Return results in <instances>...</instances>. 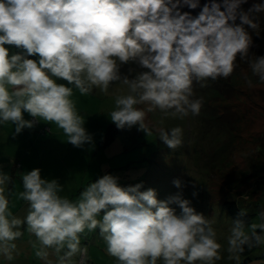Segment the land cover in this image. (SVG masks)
Masks as SVG:
<instances>
[{"label": "clouds", "instance_id": "obj_1", "mask_svg": "<svg viewBox=\"0 0 264 264\" xmlns=\"http://www.w3.org/2000/svg\"><path fill=\"white\" fill-rule=\"evenodd\" d=\"M246 3L0 0V125L12 124L13 136L40 122L55 125L67 143L82 148L93 136L72 99L74 89L81 96L108 94L123 84L127 91L115 96L108 118L119 130L137 127L150 135L147 113L159 111L160 125L169 117L198 116L203 99L194 98V84L203 88L229 78L238 59L264 84V55H250L249 31L259 28L256 14L264 12V0L244 10ZM185 7L200 11L193 15ZM244 79L253 87L251 78ZM157 132L170 150L183 143L181 127ZM18 174L22 191L0 170V257L8 262L19 255L16 242L27 233L43 264H88L82 240L97 231L115 264H216L223 258L215 222L184 197L179 178L172 181L179 191L165 199L154 188L141 190L143 182L122 186L112 174L69 199L61 195L64 185L42 178L40 168ZM13 200L26 205L22 218L13 213ZM246 217L239 210L228 229L225 250L234 264H242L246 249L264 247V211L258 222Z\"/></svg>", "mask_w": 264, "mask_h": 264}, {"label": "rangeland", "instance_id": "obj_2", "mask_svg": "<svg viewBox=\"0 0 264 264\" xmlns=\"http://www.w3.org/2000/svg\"><path fill=\"white\" fill-rule=\"evenodd\" d=\"M127 68L124 66L122 72ZM245 76L252 79L253 87H248ZM126 91L119 83L111 86L108 94L93 90L81 96L74 89L72 99L93 136V142L82 148L67 143L55 125L40 122L16 136L12 124L0 125V170L13 177L15 191H22L18 173L40 168L42 178L57 179L64 185L61 195L69 199H75L87 184L104 174L118 176L122 186L143 182L141 190L154 188L158 199H165L179 191L172 183L179 178L185 185L184 197L215 222L223 257L216 264H234L227 260L225 250L233 219L224 201H236L240 210L251 215L250 222H258L259 212L264 211V84L251 76L245 64L233 76L227 93L204 104L198 116L169 117L160 125L159 111L147 113L150 135L137 127L119 130L108 118L115 96ZM138 107L146 109L147 105ZM25 119L31 117L25 113ZM161 126L181 127L182 145L168 149L158 139ZM193 191L198 192L195 198ZM13 204V213L22 218L26 205L15 200ZM82 245L95 251V264H115L107 256L98 231L82 240ZM246 257L252 259L246 262ZM241 259L242 264H255L264 259V247L246 249Z\"/></svg>", "mask_w": 264, "mask_h": 264}, {"label": "trees", "instance_id": "obj_3", "mask_svg": "<svg viewBox=\"0 0 264 264\" xmlns=\"http://www.w3.org/2000/svg\"><path fill=\"white\" fill-rule=\"evenodd\" d=\"M207 0H200L201 6H203L204 3H206ZM259 2V0H248V3L242 5L244 10H247L249 7H251L252 3ZM186 11H191L193 15H196L200 9L197 8L196 10H190L187 8ZM256 20L259 23V28L256 31H250V34L253 37L254 46L252 47L250 51V55L256 54V55H262L264 53V12H261L259 14H256ZM239 23V21H237ZM238 67L227 79H217L216 81H207V86L201 88L198 84H194V98H202L203 99V106L204 104H207L208 101L215 100L218 96H222L224 92L227 93V91L232 87V78L237 73V71L242 68L246 63L237 60ZM224 207L227 210L229 216L233 219L236 217L238 211L240 208L238 207L236 201L234 200H226L224 201ZM246 219L250 222L251 221V215L247 213ZM251 257H246L244 261L251 260ZM91 261V260H90ZM93 264V263H92Z\"/></svg>", "mask_w": 264, "mask_h": 264}, {"label": "crops", "instance_id": "obj_4", "mask_svg": "<svg viewBox=\"0 0 264 264\" xmlns=\"http://www.w3.org/2000/svg\"><path fill=\"white\" fill-rule=\"evenodd\" d=\"M30 237L27 233L20 238L16 243L19 249V255L15 256L12 262L6 261L3 257H0V264H43L42 261L38 260L34 256V251L28 243ZM33 239H35L33 237ZM88 255L93 264H95L94 260L97 259V254L91 248L88 249Z\"/></svg>", "mask_w": 264, "mask_h": 264}, {"label": "built area", "instance_id": "obj_5", "mask_svg": "<svg viewBox=\"0 0 264 264\" xmlns=\"http://www.w3.org/2000/svg\"><path fill=\"white\" fill-rule=\"evenodd\" d=\"M82 246H84V245H82ZM88 264H92V262L90 261V259H89V261H88Z\"/></svg>", "mask_w": 264, "mask_h": 264}]
</instances>
